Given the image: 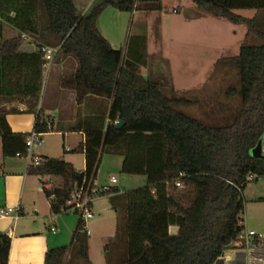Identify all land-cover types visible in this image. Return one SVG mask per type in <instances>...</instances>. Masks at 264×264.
<instances>
[{
    "label": "trees",
    "instance_id": "16d2710c",
    "mask_svg": "<svg viewBox=\"0 0 264 264\" xmlns=\"http://www.w3.org/2000/svg\"><path fill=\"white\" fill-rule=\"evenodd\" d=\"M139 5L161 11V0H99L84 13L73 0H0V101L25 108L0 111L1 155L11 159L25 154L28 134L12 133L8 114H33V130L38 133L59 129L38 104L47 73L45 50L55 49L52 63L68 60L73 79L85 84L88 92L82 98L84 116L66 130L84 136L71 151L84 156V170L47 157L26 170L29 176L60 180L56 186L50 180L41 183L50 213L67 214L70 194L76 187L94 184L102 156H119L120 172L143 176L146 185L125 193L117 188L102 193L119 222L114 242L104 247L105 264H129L125 254L133 246L130 217L141 218L143 236L169 254L166 264H216L243 233L242 193L247 183L264 179V158L250 155L264 135V0H195L200 15L244 26L247 36L263 41L258 46L241 44L236 56L222 58L238 72L241 108L231 124L220 127L187 116L178 107L189 106V101L139 73L144 37L135 36L122 51L112 48L98 30L97 20L106 8L131 13ZM237 10L255 14L244 18L233 12ZM4 26L15 36L5 39ZM23 38H28L32 51L21 49ZM117 123H122L119 129ZM162 213L183 219L176 236L160 238L152 232L151 218ZM252 244L264 249V238L255 237ZM237 249L245 250V242ZM9 250L10 238L0 234V264H7ZM73 254L91 264L80 217L69 247L48 248L44 264H67ZM145 262L155 264L149 255Z\"/></svg>",
    "mask_w": 264,
    "mask_h": 264
},
{
    "label": "rangeland",
    "instance_id": "374dc122",
    "mask_svg": "<svg viewBox=\"0 0 264 264\" xmlns=\"http://www.w3.org/2000/svg\"><path fill=\"white\" fill-rule=\"evenodd\" d=\"M179 1L184 4L181 9L178 7ZM216 1L223 2V0ZM73 2L78 11L84 13L99 0H73ZM174 7H177L175 9L177 13L172 12ZM146 8L148 5H139L138 9L131 13L106 8L97 20L98 30L106 36L119 35L113 42L122 51L133 42L135 36L144 37L145 55L142 60L144 64L138 66L139 73L159 84L163 90L168 91L172 88L177 97L189 101V106L178 107L187 116L212 127L231 124L241 108L240 84L236 68L224 62L222 58L236 56L241 44L258 46L262 45L263 41L253 35L247 36L244 26L234 25L219 18L197 15V9L191 0H162L159 12L147 11ZM233 12L244 18H252L254 15L252 11ZM23 40L28 43V38ZM60 72V68L52 63L44 74L39 107L44 109L65 105V93L58 92L56 89ZM105 100L108 103V98ZM7 108H17V104L0 101V111ZM79 139L78 134H68L63 139L60 134L48 133L43 136V146L36 152L41 157L69 162L77 171H81L84 167L83 156L68 152L77 146ZM1 160L3 157L0 143ZM3 161H9L8 166L15 171L24 169L26 165L24 159ZM121 162L122 158L119 156L104 154L96 174L95 187L99 189L115 187L120 192H127L146 185L143 176L122 174ZM111 179L115 180L114 184L110 183ZM27 180L31 188L35 184L38 185L34 176L27 177ZM53 183L56 186L60 180L53 179ZM25 192L27 193V190ZM27 198L25 202L34 196L31 194ZM242 199L243 232L251 231L257 236H262L264 234V179L250 180L242 193ZM91 212L92 219L86 223L90 234L87 236L88 258L91 264H105L103 250L106 245L110 246L114 242L119 230V222L112 214L106 196L93 202ZM30 216L32 211L28 209L25 217ZM77 220L78 214L75 213L50 216V220H45L46 227L54 226L57 230V233L51 236L53 241H57V247H69ZM136 225L138 224H134L132 229L145 241L141 227ZM154 231L159 232L157 226ZM232 247L238 248V242L233 243ZM138 248L137 243L131 245L125 256L130 263L133 260L131 264H146L145 257L148 252L143 254L144 259H133L135 256L132 253L135 250L137 253ZM232 254L233 251L226 252L228 256ZM67 264H83V262L73 254ZM112 264H115L113 260ZM156 264L163 263L158 260Z\"/></svg>",
    "mask_w": 264,
    "mask_h": 264
},
{
    "label": "crops",
    "instance_id": "0c3cea01",
    "mask_svg": "<svg viewBox=\"0 0 264 264\" xmlns=\"http://www.w3.org/2000/svg\"><path fill=\"white\" fill-rule=\"evenodd\" d=\"M178 3H179L178 7L181 9V6H184V4L181 3L180 1ZM191 3L193 4V6H195V1L191 0ZM176 8L177 7H174L173 10H175ZM179 8L177 10H179ZM252 12L253 14H255V11ZM197 15L204 16V15H200L199 13ZM97 27L99 29V25H97ZM15 34L16 32L13 29H11L8 26H4L3 36L5 39L11 38L15 36ZM102 35L109 41L112 48L116 50L121 49V48L118 49L116 44H114L113 42V40L118 38L119 35L117 34L116 35L110 34L109 36H106L104 34ZM21 49L24 51H32L33 47L30 46L28 43H24ZM55 66H58L61 70V72L58 75L60 80L57 83L56 89L58 92L63 91L65 93L66 101L63 107L53 106V107L44 108L43 114L45 117L48 118V120L50 119L51 121L54 122V126H56V124L59 123L58 124L59 129L57 131H53L50 133L60 134L63 139L68 134H78L80 136V139L77 144L78 146L84 140L83 134L81 132H68L66 130L72 124H74L78 118H82L84 116L86 112V108L84 107V105L86 104L85 102L86 100L84 99L83 101L82 98L84 94L85 95L87 94L88 88L82 82L75 81L73 79V76L71 75V71L73 68L68 66V60L62 64H55ZM62 74L63 76H61ZM17 109L19 111L25 110L23 106H19V105H17ZM34 118L35 117L33 114L26 112H22L18 114L13 113V114H8L6 116V122L12 133L28 134L30 131L33 130ZM77 146H75V148ZM75 148H73V150ZM71 151L72 150H69L68 152ZM11 159H23V158L15 157ZM3 160L0 161V209L4 207H16V206H20L22 209L19 219L16 220L15 222H13L10 218L0 219V234H5L10 238V250L8 253L7 264H44V256L47 249L57 248L56 246L57 241H53L51 237L55 233H57V230L54 226L53 227L50 225L48 227L45 226V220L48 219L50 220V216H56V215H52L50 213L49 201L43 194L41 183L49 180L52 183L53 179L56 178L50 179L49 177L39 178L34 176L38 181V185L35 184V186L31 188V184L27 180V177H29V175H27L26 173L27 170L26 165L24 169L15 171L8 166L9 161L6 162ZM107 188H115V187H107ZM26 190L27 193L25 192ZM120 193H125V192H120ZM31 194L34 196V198L29 200L28 202H25L26 198L29 197V195ZM24 195L26 196L25 198ZM28 209H31L32 216L26 218L25 214ZM111 212L112 214H114L112 210ZM24 218H26L24 221H20ZM141 223H142L141 218H133V217L128 218V232L130 234V239L132 240L133 245L137 243L139 246L137 253L135 252L136 250L133 251L132 253V255L135 256L133 257V259L135 258L141 259L143 258V254L144 253L146 254V252H148L147 254L151 256L155 264L156 261L158 260L162 261L163 264H166V262L169 259V254L160 247L152 244L146 238L145 241L139 238L140 236L137 234V232H135L132 229L134 224H138L136 225V227L137 226L141 227ZM182 223H183V219H181V217L175 214L162 213V214L154 215L151 218L150 227L154 235L157 237L160 238L174 237L178 234ZM156 226L159 229L158 233L154 231V229H156ZM51 228L55 229L54 233L50 232ZM88 236H90V234ZM138 239H140L141 241ZM228 251H233V254L228 256L226 255L227 251L224 252L216 264H254V261H257L258 259L264 260V249L260 248L259 246H255L254 248L249 250H241V249H237L236 247H233ZM131 263L129 262V264Z\"/></svg>",
    "mask_w": 264,
    "mask_h": 264
},
{
    "label": "built area",
    "instance_id": "2783aa9c",
    "mask_svg": "<svg viewBox=\"0 0 264 264\" xmlns=\"http://www.w3.org/2000/svg\"><path fill=\"white\" fill-rule=\"evenodd\" d=\"M173 13H176L173 10ZM56 53L55 49H46L45 50V72L50 68L52 64L53 55ZM43 136L44 134L38 133L35 130H32L28 133L25 139V154L22 157L26 162V168L28 167H37L41 163H43V158L37 154V150L43 146ZM261 154L264 156V135L261 139ZM111 183H114L115 180L111 179ZM48 188L49 186H44ZM107 187L105 188H96L93 184L92 186H87L86 188L82 186L76 187L72 193L70 194L67 202H66V210L65 213H75L80 217L81 222L83 224L84 231L86 235H89V231L87 230L86 223L92 219L93 213L91 212L92 204L96 199L101 198L102 193L107 191ZM21 207H4L0 209V219L10 218L13 222L19 219L21 215ZM51 233L55 232L54 228L50 229ZM255 237H258L259 240L264 238V234L262 236H257L254 232H243L239 236L238 248L241 247L242 241L245 242V250H249L254 248L255 246L252 244V241ZM254 264H264L263 259H258L254 261Z\"/></svg>",
    "mask_w": 264,
    "mask_h": 264
},
{
    "label": "water",
    "instance_id": "95a60500",
    "mask_svg": "<svg viewBox=\"0 0 264 264\" xmlns=\"http://www.w3.org/2000/svg\"><path fill=\"white\" fill-rule=\"evenodd\" d=\"M121 126L122 123H117L116 128L119 129ZM250 155L254 158H264V156L261 154V140L258 141L256 146L250 151Z\"/></svg>",
    "mask_w": 264,
    "mask_h": 264
}]
</instances>
